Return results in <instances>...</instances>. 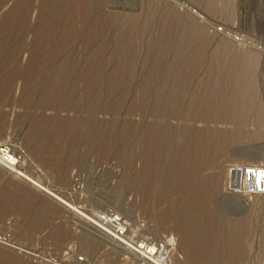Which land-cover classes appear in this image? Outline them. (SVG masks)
Here are the masks:
<instances>
[{
    "label": "rangeland",
    "instance_id": "1",
    "mask_svg": "<svg viewBox=\"0 0 264 264\" xmlns=\"http://www.w3.org/2000/svg\"><path fill=\"white\" fill-rule=\"evenodd\" d=\"M2 146L126 230L0 162V264H264V0H0Z\"/></svg>",
    "mask_w": 264,
    "mask_h": 264
},
{
    "label": "bare ground",
    "instance_id": "2",
    "mask_svg": "<svg viewBox=\"0 0 264 264\" xmlns=\"http://www.w3.org/2000/svg\"><path fill=\"white\" fill-rule=\"evenodd\" d=\"M162 1V0H161ZM152 3H153V1H152ZM151 3V4H152ZM185 3V2H184ZM141 4V3H140ZM154 4V3H153ZM181 4V3H180ZM258 5V4H257ZM164 8V7H163ZM152 10V9H151ZM165 10V9H164ZM150 11V10H149ZM148 11V12H149ZM190 14V13H189ZM196 29V28H195ZM189 30V29H188ZM197 36V35H196ZM0 153H2L3 155H6L7 156V158H10V161L8 162V161H5L4 159H3V157H1L2 155L0 154V162L1 163H4L6 166H8V167H4V168H2L3 170H5V171H10V172H12L11 170H10V168H11V166L13 167V164H14V160H13V158L11 157V156H8V154H7V151H5V150H2ZM231 154V153H230ZM234 161V160H233ZM244 162V161H243ZM0 163V164H1ZM15 167V166H14ZM253 167H250V168H243V170L241 169V170H239V169H236V170H234V173L237 175V176H239L240 174L242 175V177H243V181L244 182H247L248 184H249V186H251L252 188H254V185H255V181H258V176H262L263 174H262V172H261V170H259V169H255V168H258L257 166L254 168V169H252ZM15 169V168H14ZM249 169V170H248ZM13 170V169H12ZM248 170V171H247ZM17 170L15 169V173L14 172H12L13 174H15V178L16 177H18L19 179H22V181H24V183L26 182V184H28L27 186H29L30 188H33L34 190H36V191H39L40 193H42L43 195H45L47 198H49L50 199V201L52 200L53 202H55V203H57L60 207H62L63 209H65V210H67V211H69L71 214H73V215H75V216H77V217H79V218H81V220L83 219L84 221H86V223H88V226L90 225L91 227H92V230H96L97 232H99V233H101V235L103 234V235H105L106 237H108V238H110V239H112V240H117V239H119L120 238V236H123L124 235V232H125V227L122 225L123 223H121V222H119V220H120V218L117 216V215H115V216H113L111 219H105L104 217V219H100V220H98L99 221V223H95V222H92L91 220H89V219H87L88 217H86V215L84 216L81 212H79L78 210H77V206H73V205H71V204H69L68 202L66 203V201H64V200H61L57 195H55V193H52L50 190H47V188H44V187H42V185H40V183H38V182H36V181H34V180H31V179H29V178H27V176H25L24 174H21L19 171L18 172H16ZM229 172V171H228ZM8 173V172H7ZM231 173V172H230ZM10 174V173H9ZM220 175V174H219ZM230 175V174H229ZM218 176V175H217ZM218 180V179H217ZM246 184V183H245ZM216 185V184H215ZM236 185V184H235ZM244 185V184H243ZM49 188V187H48ZM249 189V188H248ZM244 190V189H243ZM213 191V190H212ZM223 195V194H222ZM95 219V218H94ZM79 220V219H78ZM121 221V220H120ZM123 221V220H122ZM83 222V221H82ZM106 223V225L107 224H112V226H114V228L113 229H111L112 230V232L111 231H108L107 229H105L104 227H103V224H105ZM125 223V222H124ZM114 224V225H113ZM229 224V223H228ZM249 224V223H248ZM105 225V226H106ZM109 226V225H108ZM111 226V227H112ZM227 226V225H226ZM249 226V225H248ZM223 227V226H222ZM248 228V227H247ZM107 238V239H108ZM172 240H170L169 241V243L171 242ZM166 242H168V241H166ZM174 242V241H173ZM175 244V243H174ZM170 245L172 246V242L170 243ZM174 246V245H173ZM139 249H140V255L142 256V257H145V258H147L148 260L147 261H151V263L152 264H165V260L163 261V260H160V256H159V259L157 258H155L154 257V255H153V249H148V248H143V247H138ZM164 248V247H163ZM174 248V247H173ZM165 251H166V249H164ZM164 250H162V251H164ZM171 250H172V248H171ZM169 251H170V249H169ZM167 252V251H166ZM163 254H165V252L163 253ZM162 254V255H163ZM160 255V254H159ZM161 255V256H162ZM166 255V254H165ZM165 255H163V256H165ZM162 256V257H163ZM164 258H166V256L165 257H163V259ZM154 259H156V261L154 260ZM162 259V258H161ZM167 259V258H166ZM168 262V261H167ZM150 264V263H149ZM167 264V263H166Z\"/></svg>",
    "mask_w": 264,
    "mask_h": 264
},
{
    "label": "built area",
    "instance_id": "3",
    "mask_svg": "<svg viewBox=\"0 0 264 264\" xmlns=\"http://www.w3.org/2000/svg\"><path fill=\"white\" fill-rule=\"evenodd\" d=\"M2 150H5V151H7L8 153V156H10L11 154H10V151L8 150V148H6L5 146H2V147H0V152L2 151ZM2 156L1 157H3V159L5 160V161H10V158H7V156L6 155H3L2 153H0ZM12 156V155H11ZM13 157V156H12ZM14 158V157H13ZM15 159V158H14ZM16 160V159H15ZM17 161V160H16ZM15 164H16V162L14 161V164H13V166H15ZM244 182V181H243Z\"/></svg>",
    "mask_w": 264,
    "mask_h": 264
}]
</instances>
